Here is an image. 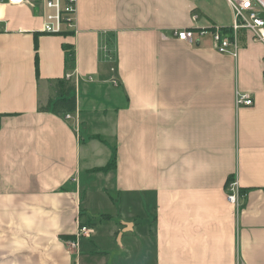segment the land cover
<instances>
[{"label":"crops","instance_id":"1","mask_svg":"<svg viewBox=\"0 0 264 264\" xmlns=\"http://www.w3.org/2000/svg\"><path fill=\"white\" fill-rule=\"evenodd\" d=\"M0 1V264H264V45L175 35L230 30L226 0H77L63 35ZM60 80L74 113L42 110Z\"/></svg>","mask_w":264,"mask_h":264},{"label":"built area","instance_id":"2","mask_svg":"<svg viewBox=\"0 0 264 264\" xmlns=\"http://www.w3.org/2000/svg\"><path fill=\"white\" fill-rule=\"evenodd\" d=\"M230 5L234 23L230 30L219 27L201 29L196 32L190 28L176 30L178 40L189 44H197L198 38L211 35L219 53L237 57L239 51L238 33L246 31L252 34L253 40L264 45V0H226ZM3 2V1H0ZM28 0H7L6 3L13 6L23 5ZM5 3V1L3 2ZM44 5L49 13L46 15L43 32L49 35H63L75 31L77 13V0H45ZM67 79H71L69 73ZM238 107H250L254 105V99L249 94H237ZM241 195L237 181H233L228 187V202L240 206ZM93 229L79 225L76 241L70 243L76 246L81 237H88Z\"/></svg>","mask_w":264,"mask_h":264},{"label":"trees","instance_id":"3","mask_svg":"<svg viewBox=\"0 0 264 264\" xmlns=\"http://www.w3.org/2000/svg\"><path fill=\"white\" fill-rule=\"evenodd\" d=\"M70 50V47L67 46ZM38 71V63H37ZM76 91L75 84H70L68 81L60 80L57 83V97L54 100H49L47 106L42 109L52 113H74L77 111V97L74 94Z\"/></svg>","mask_w":264,"mask_h":264},{"label":"rangeland","instance_id":"4","mask_svg":"<svg viewBox=\"0 0 264 264\" xmlns=\"http://www.w3.org/2000/svg\"><path fill=\"white\" fill-rule=\"evenodd\" d=\"M83 177H84V183H85L86 180H87V176H86V174H83ZM144 244H145V241H144V240H143V241L140 240V245H139V246H140V247H141V246H144Z\"/></svg>","mask_w":264,"mask_h":264}]
</instances>
